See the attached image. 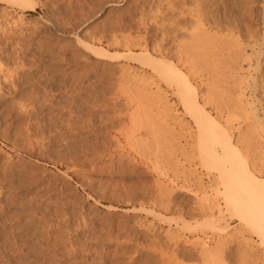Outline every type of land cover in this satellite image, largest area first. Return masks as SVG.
Returning <instances> with one entry per match:
<instances>
[{"label": "rangeland", "instance_id": "rangeland-1", "mask_svg": "<svg viewBox=\"0 0 264 264\" xmlns=\"http://www.w3.org/2000/svg\"><path fill=\"white\" fill-rule=\"evenodd\" d=\"M29 1L0 0V264H264L150 63L188 74L262 183L264 0Z\"/></svg>", "mask_w": 264, "mask_h": 264}, {"label": "bare ground", "instance_id": "bare-ground-1", "mask_svg": "<svg viewBox=\"0 0 264 264\" xmlns=\"http://www.w3.org/2000/svg\"><path fill=\"white\" fill-rule=\"evenodd\" d=\"M11 1V0H10ZM27 2H31V1H25V0H13V4H18L19 6L22 7V9H30V7H32V4L29 6L27 4ZM98 2V1H97ZM11 3V4H12ZM33 3V2H32ZM16 5V6H18ZM20 7V8H21ZM209 24V23H208ZM203 27V26H201ZM193 28V27H192ZM180 30V29H179ZM188 33V32H187ZM189 34V33H188ZM197 35V34H195ZM195 35L193 36V38H197L195 37ZM200 35V34H199ZM204 35V33H203ZM202 35V36H203ZM208 35V34H206ZM190 36V35H189ZM202 36H200L202 38ZM206 37V36H205ZM189 38V37H188ZM204 38V37H203ZM183 40V39H182ZM181 40V41H182ZM186 39H184L185 41ZM206 40V39H205ZM208 40V39H207ZM178 41V40H177ZM196 41V40H195ZM195 41L193 43H189L191 46H188V50H193V54L195 51H197V43H199L198 41L195 43ZM203 41V39H202ZM210 41V40H208ZM212 41V40H211ZM188 42V40H187ZM186 42V43H187ZM207 42V41H206ZM206 42H203L206 43ZM181 43V42H180ZM211 43V42H210ZM177 44V43H176ZM184 44V43H183ZM202 45V43H200ZM208 44V43H207ZM194 45V46H192ZM199 45V44H198ZM210 45V44H209ZM206 46V45H205ZM204 46V48H205ZM208 46V45H207ZM130 47V46H129ZM156 47V46H155ZM183 47V46H182ZM193 48V49H190V48ZM201 47V46H200ZM202 47V50L204 49ZM1 49V48H0ZM175 49V48H174ZM178 49V48H177ZM182 49V48H181ZM196 49V50H195ZM130 50V49H129ZM184 50V49H183ZM140 51V50H139ZM173 51V50H172ZM177 51V50H176ZM181 51V50H180ZM208 51V50H207ZM220 51V50H219ZM184 52V51H183ZM200 52L204 53L203 51H201L200 49ZM199 52V54H200ZM209 52V51H208ZM221 52V51H220ZM186 53V52H185ZM196 53V52H195ZM99 53H97L98 55ZM108 54V53H107ZM141 53H139L138 56H140ZM177 54V53H176ZM192 54V55H193ZM198 54V53H197ZM206 54V53H205ZM214 54V52H213ZM100 57H101V53L99 54ZM109 55V54H108ZM135 55V54H134ZM147 55V53H146ZM185 55V54H184ZM191 55V53H190ZM137 56V55H136ZM135 56V57H136ZM200 56V55H198ZM202 56V54H201ZM108 57H111L110 55ZM126 57V56H125ZM192 57V56H191ZM195 58L197 56H194ZM132 58V57H131ZM180 58V57H179ZM193 58V57H192ZM194 58V60H195ZM222 58V57H221ZM147 59V58H146ZM152 58H150V56L148 55V59L147 61L150 62ZM154 59V58H153ZM152 59V60H153ZM202 58H200L201 60ZM223 59V58H222ZM145 60V59H144ZM155 60V59H154ZM151 61L150 63L153 64L151 66V64H149L148 66H151V71L153 69L154 72H156V74L159 76V77H163L165 80L169 81V82H173V83H176V87H177V92H175L178 97L180 96L181 100H183V102L181 101V103H183V106L186 108L185 111H188V113H192L190 116L195 117V120L197 123H195V120H194V123L197 125L198 124V128H197V131L199 130V142L198 145L199 146V149H201V157L204 159L205 161V165L207 163L210 164V166L212 165V169H213V166H215L217 169V172L219 175V178H216L218 179H221L220 181L222 182V185L220 186H223V190L221 192L222 196L224 197V202H225V205L228 207V208H231L234 210V212L236 213V215H238V218L246 223H250V224H247L249 225L250 227L249 228H252L253 232L255 233L256 237L258 238V241H259V244L264 246V199L260 198L261 197V194L264 193V181H261L262 183H260L259 181H257L254 176H253V173L250 171L247 163H246V159H244V157H242L239 153H237L236 151L232 150V145L230 143V138L229 136L226 134V132L224 131L225 129H221V127H219L217 125V123L215 121H213V119L209 117V115H206L207 112H205L201 107H200V103L198 102L197 100V94L195 93V90L191 87H190V83H189V80H188V74H184L181 70H179L177 67H175V65H169L162 62L160 59L159 61ZM157 60V59H156ZM190 60V59H189ZM192 60V59H191ZM199 60V59H198ZM203 60H209V59H206L205 57L203 58ZM203 60H201L203 62ZM213 60V59H212ZM211 61V59H210ZM209 61V62H210ZM220 61V60H219ZM142 62V61H141ZM183 62V60H182ZM191 62V61H190ZM189 62V63H190ZM201 62V63H202ZM204 61V63H206ZM214 62V61H213ZM221 62V61H220ZM147 63V62H146ZM187 63V62H186ZM193 63V62H192ZM196 63V62H195ZM212 63V62H210ZM143 64V63H142ZM199 64V63H197ZM214 64V63H212ZM215 64H219L218 61L215 62ZM189 65V64H188ZM192 65V64H191ZM231 65V64H230ZM145 66V64H144ZM190 66V65H189ZM188 66V68H189ZM207 66V65H206ZM204 66L203 68L205 69ZM212 66V65H211ZM214 66V65H213ZM153 67V68H152ZM191 67V66H190ZM193 67V65H192ZM196 67V66H195ZM199 67V66H198ZM210 66L207 67V69H209ZM222 67V66H221ZM197 68V67H196ZM214 67H212V70H213ZM192 68H190L189 70H191ZM205 69V70H207ZM216 69V68H214ZM229 69V68H228ZM227 69V70H228ZM210 73L207 72V74L209 73V76L213 73H211V69H209ZM226 70V71H227ZM200 71V70H199ZM230 71V70H229ZM232 71V70H231ZM134 72V71H133ZM188 72V71H187ZM202 72V71H201ZM220 72V71H219ZM222 72V71H221ZM205 73V72H204ZM194 74V73H193ZM199 74V73H198ZM206 74V75H207ZM229 74V73H228ZM156 75V76H157ZM230 75V74H229ZM129 76V75H128ZM215 76V77H214ZM127 77V76H126ZM158 77V78H159ZM196 77V76H195ZM210 77H214L216 78V74L214 73L213 76H210ZM228 77V76H227ZM146 78V77H145ZM163 79V80H164ZM200 79V78H199ZM205 79V78H204ZM220 79V78H219ZM211 80V79H210ZM214 80V79H212ZM217 80V78H216ZM234 80V79H233ZM199 81V80H198ZM149 82V81H148ZM214 81H212L213 83ZM143 83V82H142ZM152 83V82H151ZM217 84V83H216ZM222 85V83H220ZM153 86V84H152ZM212 86V85H211ZM219 86V85H218ZM16 85L13 84V92L11 93L10 96H12L13 99H16L17 95H20V92H18V90H16ZM19 87V86H18ZM175 87V86H174ZM210 87V86H209ZM214 87V86H213ZM221 87V86H220ZM7 90V89H6ZM121 90V89H119ZM211 90V89H210ZM213 90V89H212ZM123 91V90H122ZM208 91V90H207ZM209 92V91H208ZM123 93V92H122ZM138 93V92H137ZM164 94H165V91H164ZM196 94V95H195ZM222 94V93H221ZM166 95V94H165ZM163 96V95H162ZM141 98V97H140ZM155 98V97H154ZM153 98V99H154ZM21 99V98H20ZM137 99V98H136ZM142 99V98H141ZM140 99V100H141ZM207 99V98H206ZM129 100V99H128ZM152 100V99H151ZM205 100V99H203ZM133 101V100H132ZM135 101V100H134ZM153 101V100H152ZM157 101V100H156ZM23 102V101H22ZM130 102V101H129ZM164 103V102H163ZM202 103V102H201ZM206 104V103H205ZM208 104V103H207ZM51 106V105H50ZM157 106V105H156ZM159 106V105H158ZM184 108V109H185ZM77 109V108H76ZM160 110V109H159ZM165 110V109H163ZM205 112V114H204ZM221 112V111H220ZM144 113V112H143ZM187 113V114H188ZM196 114V116H194V114ZM135 114H136V110H135ZM146 114V113H145ZM154 114V113H153ZM161 114V113H160ZM222 114V112H221ZM249 114V113H247ZM137 115V114H136ZM244 115V114H243ZM53 116V115H52ZM146 116V115H145ZM151 116H153L151 114ZM245 116V115H244ZM248 116V115H247ZM110 117V116H109ZM131 117V116H130ZM156 117V116H155ZM256 117V116H255ZM145 118V117H144ZM246 118V117H245ZM148 119V118H147ZM156 119V118H155ZM159 119V118H158ZM146 120V119H145ZM144 120V121H145ZM149 120V119H148ZM231 120V119H229ZM257 120V119H256ZM131 121V119L129 120ZM150 121V120H149ZM250 121V120H249ZM110 122V121H109ZM147 122V121H146ZM154 122V121H153ZM156 122V121H155ZM162 122V121H161ZM200 122V123H199ZM248 122V121H247ZM251 122V121H250ZM148 123V122H147ZM204 123V124H203ZM229 123H231V121H229ZM228 123V124H229ZM31 124V123H30ZM161 124V123H159ZM226 124V125H228ZM148 125V124H147ZM150 125V124H149ZM161 125H164V124H161ZM167 125V124H166ZM195 125V126H196ZM204 125V126H203ZM231 125V124H230ZM229 125V126H230ZM133 126V124H132ZM131 126V127H132ZM151 126V125H150ZM237 126V125H236ZM262 126V125H260ZM201 127V128H200ZM252 127V125H251ZM168 128V127H167ZM230 128V127H229ZM232 128V127H231ZM238 128V127H237ZM235 129V128H234ZM252 129V128H251ZM258 129H260L258 127ZM166 130V129H165ZM230 130V129H229ZM238 131V129H237ZM130 132V131H129ZM229 132V131H228ZM239 132V131H238ZM237 132V133H238ZM180 133V132H179ZM240 133V132H239ZM131 134V133H130ZM230 135V134H229ZM258 135V134H257ZM232 137V136H231ZM260 138V137H259ZM180 139V136L179 138ZM261 139V138H260ZM237 141V140H236ZM96 142V141H95ZM198 142V141H197ZM261 142H264V141H261ZM97 143V142H96ZM215 144H219V145H222V150L221 152L223 153H219L216 152L213 148V146ZM105 146V145H103ZM16 147V146H15ZM143 148V146H142ZM247 149V148H246ZM141 150V149H139ZM38 152V151H37ZM251 153V152H250ZM253 153V152H252ZM97 154V153H96ZM222 154V155H221ZM234 154V155H233ZM253 155V154H252ZM112 157V156H111ZM198 157V155H197ZM200 157V156H199ZM198 157V158H199ZM249 157V156H248ZM254 157V155H253ZM114 158V157H113ZM119 158V157H118ZM153 158V157H152ZM246 158V157H245ZM257 158H259L257 156ZM121 159V158H120ZM172 159V158H171ZM201 159V158H200ZM77 160V159H76ZM264 161V160H262ZM174 162V161H173ZM207 162V163H206ZM119 163V162H118ZM117 163V165H118ZM129 163V162H128ZM172 163V162H171ZM104 164V163H103ZM228 164V166H230V168H228V166L226 165ZM255 165V164H254ZM208 166V165H206ZM106 167V166H105ZM155 167V166H154ZM256 167V166H255ZM76 168V167H75ZM214 169V170H215ZM209 170V169H208ZM196 171V170H195ZM177 173V172H176ZM180 174V173H179ZM183 175V174H182ZM264 175V174H262ZM218 177V176H217ZM262 180H264V178H262ZM220 182V183H221ZM216 183V182H215ZM219 183V182H218ZM219 183V184H220ZM218 184V185H219ZM217 185V186H218ZM216 186H214L215 188ZM219 187V186H218ZM213 188V187H212ZM144 190V189H143ZM215 191V189H213ZM204 197V196H203ZM154 199V198H153ZM161 200V199H160ZM162 203V201H161ZM165 203V202H164ZM162 203V205L164 204ZM206 205V204H205ZM12 206V205H11ZM159 208V207H158ZM162 208V207H161ZM173 208V207H172ZM164 209H168V206L166 205L165 203V206H164ZM177 209V208H175ZM207 209V208H206ZM211 209V208H210ZM226 211V210H225ZM209 212V211H207ZM227 212V211H226ZM228 214V213H227ZM234 215V214H233ZM230 218V217H229ZM75 219V218H74ZM209 219V218H208ZM213 220V219H212ZM215 220V219H214ZM198 224V223H197ZM215 224V223H214ZM213 224V226H214ZM199 225V224H198ZM202 225V224H201ZM212 225V224H211ZM216 226V225H215ZM204 227V226H203ZM240 227V226H239ZM84 228V227H83ZM209 228V227H208ZM214 228V227H213ZM247 228V227H246ZM216 229V228H215ZM214 229V230H215ZM242 229V227H241ZM82 230V229H81ZM220 231V230H219ZM249 231V230H248ZM224 232V231H223ZM221 233V232H220ZM238 234V233H237ZM230 236V235H229ZM234 237V236H233ZM219 238V237H218ZM223 238V237H222ZM232 238V237H231ZM236 238V237H235ZM226 239V238H225ZM221 241V240H220ZM229 241V240H228ZM244 241V239L242 240ZM227 242V241H226ZM246 242V241H244ZM221 243V242H220ZM223 244V243H222ZM79 245V244H78ZM220 245V244H219ZM217 245V246H219ZM239 245V244H238ZM203 246V244H202ZM201 246V247H202ZM206 246V245H204ZM214 246V245H213ZM216 246V247H217ZM221 246V245H220ZM219 246V247H220ZM225 246V245H224ZM215 247V246H214ZM255 249V248H254ZM201 250V249H200ZM236 250V249H235ZM230 251V250H229ZM207 252V251H206ZM221 252V251H220ZM223 252V251H222ZM235 252V251H234ZM209 253V252H208ZM207 253V254H208ZM219 253V252H218ZM224 253V252H223ZM244 253V252H243ZM221 254V253H220ZM239 254V253H237ZM203 255V253L201 254ZM206 255V254H205ZM213 255L212 253L209 255L211 256ZM219 254H217L216 256L218 257ZM220 256V255H219ZM222 256V254H221ZM220 256V257H221ZM244 256V255H243ZM203 257V256H202ZM213 257V256H212ZM212 257H208V258H212ZM247 255L245 256V259ZM250 257V256H249ZM206 258L205 256V260L208 259ZM214 258V257H213ZM218 259V258H217ZM214 260V259H213ZM221 260V258H220ZM223 260V259H222ZM248 260V259H247ZM210 261V260H209ZM212 261V260H211ZM233 261V260H232ZM241 264H244V261L243 259L241 260ZM256 261V260H255ZM254 261V262H255ZM213 262V261H212ZM239 262V261H238ZM237 262V263H238ZM249 262V261H248ZM247 262V264H248ZM252 262V260L250 261ZM249 262V263H250ZM246 263V261H245ZM257 263V262H256Z\"/></svg>", "mask_w": 264, "mask_h": 264}]
</instances>
